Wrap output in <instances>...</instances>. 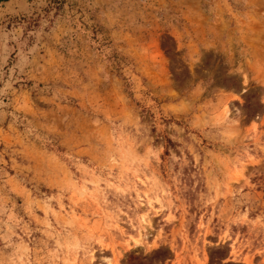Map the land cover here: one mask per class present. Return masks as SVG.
Listing matches in <instances>:
<instances>
[{
    "label": "rangeland",
    "instance_id": "374dc122",
    "mask_svg": "<svg viewBox=\"0 0 264 264\" xmlns=\"http://www.w3.org/2000/svg\"><path fill=\"white\" fill-rule=\"evenodd\" d=\"M0 264H264V0H0Z\"/></svg>",
    "mask_w": 264,
    "mask_h": 264
}]
</instances>
